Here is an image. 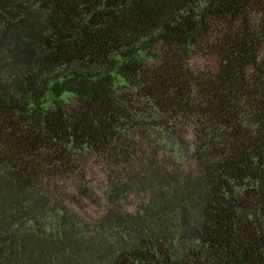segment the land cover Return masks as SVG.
<instances>
[{
	"label": "trees",
	"instance_id": "1",
	"mask_svg": "<svg viewBox=\"0 0 264 264\" xmlns=\"http://www.w3.org/2000/svg\"><path fill=\"white\" fill-rule=\"evenodd\" d=\"M0 264H264V0H0Z\"/></svg>",
	"mask_w": 264,
	"mask_h": 264
},
{
	"label": "rangeland",
	"instance_id": "2",
	"mask_svg": "<svg viewBox=\"0 0 264 264\" xmlns=\"http://www.w3.org/2000/svg\"><path fill=\"white\" fill-rule=\"evenodd\" d=\"M98 211H100V209L94 207L93 205H91L90 209L88 210V212H92V213H93V212H98Z\"/></svg>",
	"mask_w": 264,
	"mask_h": 264
}]
</instances>
